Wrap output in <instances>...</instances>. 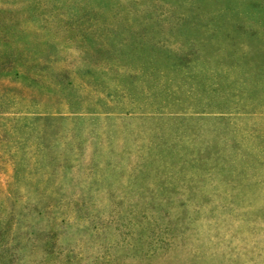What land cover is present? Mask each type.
Wrapping results in <instances>:
<instances>
[{
  "label": "rangeland",
  "instance_id": "obj_1",
  "mask_svg": "<svg viewBox=\"0 0 264 264\" xmlns=\"http://www.w3.org/2000/svg\"><path fill=\"white\" fill-rule=\"evenodd\" d=\"M0 264H264V0H0Z\"/></svg>",
  "mask_w": 264,
  "mask_h": 264
}]
</instances>
